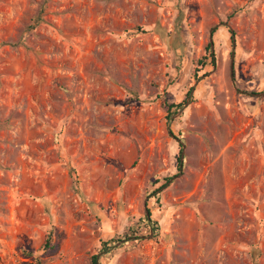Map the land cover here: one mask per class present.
<instances>
[{
	"label": "rangeland",
	"instance_id": "rangeland-1",
	"mask_svg": "<svg viewBox=\"0 0 264 264\" xmlns=\"http://www.w3.org/2000/svg\"><path fill=\"white\" fill-rule=\"evenodd\" d=\"M109 240L97 264H264V0H0V264Z\"/></svg>",
	"mask_w": 264,
	"mask_h": 264
},
{
	"label": "trees",
	"instance_id": "trees-1",
	"mask_svg": "<svg viewBox=\"0 0 264 264\" xmlns=\"http://www.w3.org/2000/svg\"><path fill=\"white\" fill-rule=\"evenodd\" d=\"M231 15H229L228 16V18L230 17ZM230 33H231V35H232V38L234 37V32H232V30H230ZM211 43L210 44H208V46H206V52H209V57L211 58V61H212V65H215V56H214V54H213V52H212V50H211ZM203 60H205V59H203ZM199 64L200 65H204L205 63H204V61H199ZM192 89L190 88L189 89V91L187 92V96H189V94H190V91H191ZM182 106H183V103H180V104H171V105H168V107H167V113H168V115H173V114H175L179 109H181L182 108ZM178 142V157H177V169H178V172L180 173L181 171H182V166L181 165H183V164H181L180 163V154H181V151H182V143H183V139H179V138H175ZM175 176H168V177H166V178H164V180H163V184H161V186H159V187H157L156 189H154V190H152L151 192H149L148 193V199L150 198H152V199H154L156 202H159V198H160V191L174 178ZM156 181V180H155ZM156 182H158V181H156ZM155 183V182H154ZM139 222L140 223H145V222H147V223H145L144 225H146L147 224V227H148V229L150 228V230L156 235L157 234V232H158V230H159V227H158V223L153 219V218H151V214H150V212H149V210L148 209H146L145 210V216L144 217H142V218H140L139 219ZM135 234V235H134ZM128 239L127 240H129L130 238L132 239V238H134L135 240H138V239H140L137 235H136V232L134 231V230H132V231H130V234L128 235V237H127ZM116 242H120V240H109L108 242H104V243H102L103 244V246H102V248H101V250L99 251V253L97 254V255H93L92 256V263L91 264H97V259H98V256L100 255V254H102L103 252H105L106 250H108V248H110L109 246H110V244H115ZM48 243L46 242V245H47ZM109 244V245H108Z\"/></svg>",
	"mask_w": 264,
	"mask_h": 264
},
{
	"label": "water",
	"instance_id": "water-1",
	"mask_svg": "<svg viewBox=\"0 0 264 264\" xmlns=\"http://www.w3.org/2000/svg\"><path fill=\"white\" fill-rule=\"evenodd\" d=\"M182 152H183V145H182V151H181V154H180V163L181 164H183V160H184V156H183V153Z\"/></svg>",
	"mask_w": 264,
	"mask_h": 264
}]
</instances>
